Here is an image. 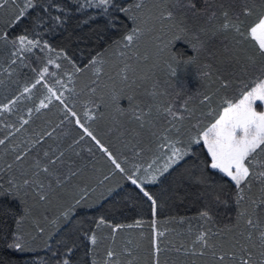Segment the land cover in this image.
I'll return each instance as SVG.
<instances>
[{"label": "trees", "instance_id": "16d2710c", "mask_svg": "<svg viewBox=\"0 0 264 264\" xmlns=\"http://www.w3.org/2000/svg\"><path fill=\"white\" fill-rule=\"evenodd\" d=\"M131 2L133 0H116L121 6H128ZM37 3L38 7L29 10L27 16L15 27L5 25L0 28V32H7L10 38L25 31L29 34L38 33L37 38L42 43L47 42L53 51L66 54L67 65L72 69L70 86L74 91L67 94L65 103L78 113L82 121L85 105L97 113L98 118L91 122L92 130L121 162L125 157L128 158L129 163H122V166L129 173L133 171V163L146 166L151 161L156 144L162 142V135L166 134L170 138L176 136L174 128L169 131V117L164 114V109L169 105H174L177 111L182 105L187 106L184 112L186 119L182 122L172 121V124L181 127L180 135L187 142L199 128H204L213 120V116L209 115L210 109L219 111L225 96L234 97L237 94L235 85L227 90L222 88V81L218 77L229 76L233 66L229 63L231 56L238 55L243 59L245 55L252 54L255 41L248 39L238 44L236 40L239 38L231 31L212 36L210 31L200 32L199 29L210 30L223 23L224 17L221 14L227 12L231 19L240 14L242 31L247 32L264 14V0H210V10L217 15L213 22H208L205 16H184L176 10V0H145V7L139 13L141 20L138 21L145 33L137 46L125 50L117 48L113 42L130 31L133 25L131 20L115 8L110 6L105 14L102 8L81 7L85 0H37ZM197 3L203 9L201 0H197ZM53 4L57 7H51ZM167 6H172L176 11V19L161 22L159 15ZM245 6H254L250 15L242 14ZM44 8H49L52 16H60L61 21L49 19L48 14L43 12ZM180 26L187 27L193 38L198 35L204 42L203 51L192 65L180 64L174 59L179 57L184 60L196 56L187 38L168 46L174 35H184ZM124 51L128 54L122 55ZM98 54L104 55L105 63L97 64L102 69L97 80L90 61ZM8 62L9 59L4 66ZM126 64L131 67L126 72L128 80L124 81L121 69ZM73 65L81 68V71L75 72ZM17 71L20 84L31 85L37 79L36 71L28 65ZM20 84L13 86V93L6 99H0V105L8 103L21 92V88H18ZM92 88L97 91L92 93ZM42 92L41 84L37 85L32 102L17 104L33 109V112L30 123L25 126L27 131L21 130L9 137L8 150L3 151L4 160L6 163L12 161L14 153L11 148L14 145L24 147L37 134L53 132L55 129L52 137H45L43 150L65 151L67 164L80 168L81 172L64 189H58L49 204L38 202L33 195L27 197L26 204L33 209V213L26 217L21 226L24 242L29 249L25 252L8 247L13 242V233L17 228L15 220L22 215L25 205L12 198L0 197V264H57V260L62 261L64 258L67 247L74 249L70 264H92L93 260L103 264L106 251L110 248L118 254L125 248L132 249L135 252V264H154L153 239L158 240L162 249L159 254L160 264H220L210 249L203 256L186 254L184 251L192 246L199 231L230 225L237 211L232 199L234 185L229 178L207 166L209 157L202 144L193 145L190 155L159 177L156 183L145 185L158 201L157 212L153 216L150 202L130 180L119 172L113 174L114 166L94 147V142L86 139L75 146V151L80 152L79 156L69 149V145L79 139L81 130L73 118L69 117L72 123L65 120L64 106L58 100H53L48 108L41 109L39 113L35 112ZM205 95L211 96V100L202 104L200 101ZM117 97L121 99H115ZM128 97L134 98L131 105ZM90 101L100 104V109L97 110ZM137 105L145 112L151 109V115L146 117L150 123L143 129L134 120L128 122V117L121 116L119 112L120 108L130 112ZM15 112L16 117L3 113L2 118L8 124L18 126L19 118H26V115L21 110ZM101 115L102 118H99ZM62 120L65 123L61 124ZM118 125H123L127 132L124 137L119 136ZM8 131L5 128L1 138ZM135 132H139L140 136L135 137ZM132 144L139 146L134 149ZM89 147L93 148L94 154L88 152ZM141 149H144L143 152ZM136 152L141 154L136 156ZM34 155L35 152L28 158L29 164ZM64 171H67V166ZM106 175L109 179L100 184L99 181ZM7 179L8 175H4L5 187ZM84 186L89 187L90 195L72 217L67 221L61 219L56 225L49 223L66 204L73 202L79 188ZM259 194V186L254 185L252 196L257 197ZM217 196L220 201H227L228 206L218 203ZM205 209L210 211L214 225L206 224L200 218V212ZM100 217L113 225H135L136 221H140L141 225L125 227L113 234L109 227L96 228V221ZM153 220L156 221V230L165 233L163 237H156L152 229ZM40 227L45 229L43 234L39 232ZM89 231H95L98 237L94 248L84 235ZM233 235L212 237L211 242L217 245V255L231 250ZM196 249L199 253V245ZM53 252L57 254L55 257ZM120 259L122 264H127L126 253ZM224 264L232 262L225 260Z\"/></svg>", "mask_w": 264, "mask_h": 264}, {"label": "snow or ice", "instance_id": "6c2138e0", "mask_svg": "<svg viewBox=\"0 0 264 264\" xmlns=\"http://www.w3.org/2000/svg\"><path fill=\"white\" fill-rule=\"evenodd\" d=\"M204 5L203 9L198 7L197 0H176L175 8L184 16L191 14L193 17L205 16L208 22H213L216 18V12L211 11L210 0H201ZM14 6L13 15L9 21L10 27H15L22 19H24L29 10L38 7L37 0H0V10H5L9 6ZM81 7H96L102 8L105 14L108 13L109 7L115 8L116 11L124 14L132 22L131 30L124 34L120 39L115 40L113 43L117 48L122 47L125 50H131L134 46L138 45V42L143 37L145 29L141 27L138 21L141 20L139 13H141L145 7V0H133L128 6H121L116 3V0H85V3L80 5ZM264 6V3H262ZM51 7H57L55 4ZM254 7V6H253ZM253 7L245 6L243 9V15H250L253 11ZM62 11V10H61ZM43 12L48 14L49 19L54 21H61L60 16H52L49 8H44ZM224 17L223 23L215 25L213 29L206 30L204 28L199 29L200 32L210 31L212 36L227 33L229 31L235 33V36L239 39L236 43H242L244 40L251 39L255 41L253 45L254 51L252 54L245 55L243 59L240 56H231L229 63L233 66L230 70L228 77H218L221 79V87L229 89L233 85L237 88V94L234 97L225 96L223 99L222 107L219 111L210 109L209 115L213 116V120L209 122L204 128H199L194 136L189 137L187 142L181 137V127H177L172 124V121L182 122L186 119L184 112L187 111V106L182 105L179 111L175 110L174 105H169L164 109V114L169 117V124L171 128H174L176 136L170 138L169 136L162 135L160 140L156 144L155 154L147 165L132 164L133 171L129 173V170L122 166L129 163L127 157L120 161L118 156L114 155L110 151L109 147L102 142L100 138L94 133L91 128V122L96 120L97 113L89 108L87 105L83 111V121L76 111L68 107L65 103L64 92L55 90L53 87H49L47 84H43V87L47 89L48 95L44 100H41L39 106L35 108V112L39 113L41 109L48 108L53 98L58 100L63 105V111L65 113V120L72 123L74 119L75 125L81 130L79 139L74 141V144L69 145V149L74 151L76 156L80 155L79 151H75V146L79 145L81 141L89 139L94 142V147L111 162L113 167V174L119 172L131 181V184L136 186L139 192L148 202H150V208L153 216L156 215L158 201L154 195L148 191L145 187L147 183H156L159 177L163 176L175 165L180 164L186 156L190 155V150L193 145H201L207 149V166L211 170L218 171L223 174L224 177L234 185L233 203L236 206V216L230 225H224L223 227L214 228L208 227L206 230H201L195 236L190 248L184 249L186 254L201 256L205 255L206 250H211L213 257H215L220 264H224L225 260H230L232 264H264V14H262L258 21L250 26L248 31H242V22L239 17L240 14H236L235 19H231L227 12L221 14ZM161 22H171L176 19V11L172 6H167L165 11H162L159 15ZM173 27H177L173 25ZM181 27V31L184 35L177 33L172 37L169 42V47L175 41L188 39V42L192 45L196 52V56L181 60L179 57H174L180 64L192 65L196 63L200 53L204 49V42L199 39V36L195 38L191 35V30L187 27ZM38 33L29 34L25 31L15 37H9L7 32H0V43L4 45H11V60L7 68L0 67V75L3 73L12 74L14 69L12 65H16L19 61L24 64L27 54H31L34 50L39 49L43 51L50 49L47 42H41L37 38ZM199 45V47H197ZM127 51H124L122 55H127ZM58 56L63 55L66 59L67 56L63 52L57 53ZM147 59V57H145ZM49 65L55 63V61L49 57L47 60ZM105 63L104 55L98 54V56L90 61V67L94 69V74L97 76V80L102 72L97 64ZM59 68L60 65L56 64ZM75 72H80L81 68L73 65ZM131 65L126 64L121 69L122 79L128 80L126 72ZM36 71V69H33ZM55 76L56 73H49L48 67H44L39 72V79H36L31 87L25 85L20 96L15 100H10L7 104L0 106V114L10 113L13 107L25 94L31 93L32 88L40 85L45 78V75ZM175 69H173V75H175ZM204 75H211V73H204ZM68 80L72 81V76H68ZM97 81H93L96 83ZM0 83H3L0 80ZM56 83L61 88L64 84L60 80H56ZM71 91H74L71 90ZM92 93L97 91L96 88L91 89ZM117 100L121 98H115ZM131 105L133 97L127 98ZM211 100V96L205 95L200 101L208 103ZM95 105L97 110L100 109V104H95V101H90ZM259 103V110H258ZM33 109H28V117L19 118V124H5L4 127L9 129L3 138H0V146H5L7 151V144L9 137L14 136L15 133L21 132V130L27 131L25 126L30 123L31 114ZM121 116H127L128 122L136 121L140 129H143L150 121L146 120V117L151 115V109L145 112L137 105L132 111H127L124 108L119 110ZM102 118V115L99 117ZM65 123L64 120L61 124ZM60 127V125H57ZM195 127V126H194ZM117 130L120 137H124L127 132L124 130L123 125H118ZM55 129H53V132ZM112 131V129H109ZM53 132H44L37 134V136L29 141L24 147L14 145L11 151L14 153L12 161L10 163H0V197H7L18 200L21 204L25 205L22 209V215L15 220L17 225L16 231L13 233V242L8 245L10 249H14L18 252H25L28 249V245L24 242L21 226L24 224L26 217L32 215L33 209L26 204L27 197L33 195L34 198L43 204L51 203L52 197L55 196L58 189H64L75 177L80 175L81 169L74 165H68L65 157V151L56 150H43L42 144L45 141V137H52ZM140 133L135 132V137H139ZM138 144H132L135 149ZM144 149H141L143 152ZM35 152L32 157V161L29 164L28 158ZM88 152L93 153V148L89 147ZM141 152H136L135 155L139 156ZM2 159V157H0ZM28 168L26 171L25 168ZM67 166V171L64 168ZM138 173H142L146 176V179L141 180ZM8 174V179L4 181V175ZM43 174V175H42ZM109 176H104L99 181L103 184L105 180H108ZM259 186V196H252L253 186ZM94 191V189H91ZM90 195V189L88 186L79 188L76 196L73 197V202L66 204L60 210L59 215L49 221L52 225L59 223L61 219L67 221L74 214L75 210L81 206ZM218 203H223L228 206L227 201H220L219 197H216ZM200 218L205 221L206 224L214 225L213 217L209 210L205 209L200 212ZM140 221H136L135 225H122V224H110L104 217H100L96 221V228L101 226L111 228L112 233L115 234L118 230L125 227L133 228L139 227ZM243 225V227H241ZM152 229L156 234V237H163V231L156 230V221H152ZM45 229L39 228V232L43 234ZM228 234H234L231 240V250L229 252H221L217 255V245L212 243L213 236H227ZM85 238L90 242L93 248L98 243V237L95 231L86 232ZM129 243H131L129 241ZM153 256L154 264H160L159 254L162 251L157 239H153ZM199 245V253H197L196 246ZM139 246H137L138 248ZM222 247V245H221ZM73 247H67L66 252L63 254L64 258L57 260V264H70V258L73 254ZM180 251V249H177ZM126 253L127 264H135V252L132 249L125 248L122 253L118 254L113 249L106 251V256L103 264H122L120 257ZM55 257L57 254L52 253ZM92 264H98L93 260Z\"/></svg>", "mask_w": 264, "mask_h": 264}, {"label": "rangeland", "instance_id": "374dc122", "mask_svg": "<svg viewBox=\"0 0 264 264\" xmlns=\"http://www.w3.org/2000/svg\"><path fill=\"white\" fill-rule=\"evenodd\" d=\"M13 9H14V6L10 5L7 9L0 10V28L2 26L9 25V21L13 15ZM11 50L12 49H11L10 44L4 45L0 43V67L7 68L9 66V63L11 60ZM57 53L59 52L53 51L51 48L45 49L43 51L36 49L34 50L33 53L27 54L24 64H21L18 61L16 65H12V68L14 69V71H12L11 75H9L8 73H3L2 75H0V80L3 81V83H0V99H6L11 93H13V90H12L13 86H15L17 83L20 84V74L17 70L26 65L30 66L32 70L36 69L37 79H39V72L44 67H48L49 73H56L55 76L47 75V74L45 75V78L41 83L43 94H42L40 101L44 100L45 103H48V101L45 99V97L48 95L47 89L43 87V84H47L49 87H53L55 90L63 91L64 98H65L67 94L71 91V86H70L71 82L68 80V76H71L72 69L67 65L66 58L63 55L58 56ZM49 57H51L55 61L54 64L49 65L47 63V60ZM7 59H9V62L4 66L5 61ZM56 64H59L60 67L57 68ZM56 80H60L64 84V87L61 88L60 85L56 83ZM31 85H27V86L31 87ZM24 86H25L24 84H20L18 86V88H21V92L23 91ZM21 92L17 94V96H15V98H13L12 100H15L17 97H19ZM34 92H35V88H32L31 93L25 94L24 97H21L19 101L16 103V105L13 107L12 112L6 113V114H12L14 117H16L17 113L15 111L21 110V112L23 111L25 112L22 114H25L26 119H27L28 109L25 106L22 107L21 105H17V104L18 103L22 104V102L23 103L32 102L31 99L33 98ZM53 100L55 99L53 98ZM39 103H38V106H39ZM3 105L1 104L0 106H3ZM259 108L260 106L258 103V110ZM5 124H8L7 120H4L2 118V114H0V138H1L2 131L5 129L4 127ZM7 143L8 142H6V144ZM4 150H5V146H0V157H2V159H0V163H6L4 160V153H3ZM5 175H8V174H5ZM140 177H141V180L146 179V176L144 174H140Z\"/></svg>", "mask_w": 264, "mask_h": 264}, {"label": "crops", "instance_id": "0c3cea01", "mask_svg": "<svg viewBox=\"0 0 264 264\" xmlns=\"http://www.w3.org/2000/svg\"><path fill=\"white\" fill-rule=\"evenodd\" d=\"M3 105V104H2Z\"/></svg>", "mask_w": 264, "mask_h": 264}]
</instances>
